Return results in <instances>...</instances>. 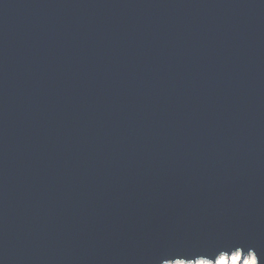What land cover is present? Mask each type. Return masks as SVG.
<instances>
[{"label": "water", "instance_id": "1", "mask_svg": "<svg viewBox=\"0 0 264 264\" xmlns=\"http://www.w3.org/2000/svg\"><path fill=\"white\" fill-rule=\"evenodd\" d=\"M233 253L264 264V0H0V264Z\"/></svg>", "mask_w": 264, "mask_h": 264}, {"label": "bare ground", "instance_id": "2", "mask_svg": "<svg viewBox=\"0 0 264 264\" xmlns=\"http://www.w3.org/2000/svg\"><path fill=\"white\" fill-rule=\"evenodd\" d=\"M171 264H209L207 258H194L193 260H188V262L178 261ZM216 264H238L236 253L229 256V260L225 257L218 258ZM243 264H257L256 259H243Z\"/></svg>", "mask_w": 264, "mask_h": 264}, {"label": "snow or ice", "instance_id": "3", "mask_svg": "<svg viewBox=\"0 0 264 264\" xmlns=\"http://www.w3.org/2000/svg\"><path fill=\"white\" fill-rule=\"evenodd\" d=\"M177 259L193 260V259H191V258H175V259L166 260V261H165V264H167V262H169V261L177 260Z\"/></svg>", "mask_w": 264, "mask_h": 264}]
</instances>
